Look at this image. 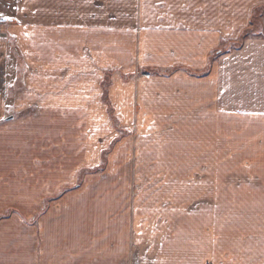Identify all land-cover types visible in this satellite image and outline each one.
<instances>
[{"label": "crops", "instance_id": "1", "mask_svg": "<svg viewBox=\"0 0 264 264\" xmlns=\"http://www.w3.org/2000/svg\"><path fill=\"white\" fill-rule=\"evenodd\" d=\"M258 8L0 0V264H264Z\"/></svg>", "mask_w": 264, "mask_h": 264}, {"label": "rangeland", "instance_id": "2", "mask_svg": "<svg viewBox=\"0 0 264 264\" xmlns=\"http://www.w3.org/2000/svg\"><path fill=\"white\" fill-rule=\"evenodd\" d=\"M261 8V7H260ZM263 8V7H262ZM256 12V13H255ZM258 12V13H257ZM254 14H258L259 16H258V18H256L252 23H253V25H251V26H253V27H255V29H248L247 31H246V33L243 35V37L241 38H239L238 40H242V39H244V38H246L248 35H250V36H252V35H254V33L256 32V31H259V30H261V28H262V26H263V21H264V19H262V15L264 14V9L262 10V9H256V11H254ZM231 40H232V42H231ZM230 40V42H231V44H230V46H229V44L227 45L228 47H232V46H234L235 47V42H233V40L234 39H231ZM114 124H115V127H116V129L118 130V128H119V124H120V120L118 119V117L116 116L115 117V120H114ZM101 168V167H100Z\"/></svg>", "mask_w": 264, "mask_h": 264}, {"label": "built area", "instance_id": "3", "mask_svg": "<svg viewBox=\"0 0 264 264\" xmlns=\"http://www.w3.org/2000/svg\"><path fill=\"white\" fill-rule=\"evenodd\" d=\"M1 34H2V32H1V24H0V37H1ZM145 257H146V253L143 250L142 253L134 255V257H132L131 261L123 263V264H145L144 263Z\"/></svg>", "mask_w": 264, "mask_h": 264}, {"label": "trees", "instance_id": "4", "mask_svg": "<svg viewBox=\"0 0 264 264\" xmlns=\"http://www.w3.org/2000/svg\"><path fill=\"white\" fill-rule=\"evenodd\" d=\"M256 13V12H255ZM258 13V12H257ZM257 15V14H256ZM257 18V16L254 15L253 19L255 20Z\"/></svg>", "mask_w": 264, "mask_h": 264}]
</instances>
